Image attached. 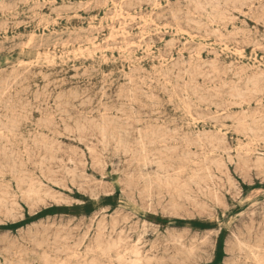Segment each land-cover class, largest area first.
Masks as SVG:
<instances>
[{"label":"rangeland","instance_id":"obj_1","mask_svg":"<svg viewBox=\"0 0 264 264\" xmlns=\"http://www.w3.org/2000/svg\"><path fill=\"white\" fill-rule=\"evenodd\" d=\"M216 1L0 0V264H264V0Z\"/></svg>","mask_w":264,"mask_h":264},{"label":"bare ground","instance_id":"obj_2","mask_svg":"<svg viewBox=\"0 0 264 264\" xmlns=\"http://www.w3.org/2000/svg\"><path fill=\"white\" fill-rule=\"evenodd\" d=\"M42 1H43V0H42ZM119 1H120V0H119ZM153 1H154V0H153ZM192 1H194V0H192ZM215 1H216V0H215ZM219 1H220V0H219ZM228 1H230V0H228ZM251 1H252V0H251ZM149 2H150V1H149ZM189 2H191V1H189ZM196 2H197V1H196ZM224 2H226V1H224ZM248 2H249V1H248ZM33 3H34V2H33ZM69 3H70V2H69ZM212 3H213V2H212ZM215 3H217V1H216ZM218 3H219V2H218ZM249 3H251V2H249ZM249 3H248V4H249ZM28 4H29V3H28ZM226 4H227V3H226ZM107 5H108V4H107ZM200 5H201V4H200ZM224 5H225V4H224ZM224 5H223V7H225ZM117 6H118V5H117ZM155 6H156V5H155ZM155 6H154V8H156ZM206 6H207V5H206ZM216 6H217V4H216ZM239 6H240V4H239ZM253 6H254V5H253ZM253 6H251V7H253ZM119 7H121V6H119ZM198 7H199V6H198ZM200 7H201V6H200ZM200 7H199V8H200ZM244 7H245V6H244ZM227 8H228V7H227ZM116 9H117V8H116ZM200 9H202V8H200ZM214 10H216V9H214ZM248 10H249V9H248ZM49 11H50V10H49ZM116 11H117V10H116ZM202 11H204V10H202ZM211 11H212V10H211ZM196 12H197V11H196ZM226 12H227V11H226ZM234 12H235V11H234ZM238 12H239V11H238ZM116 13H117V12H116ZM197 13H198V12H197ZM227 13H228V12H227ZM239 13H240V12H239ZM243 14H244V13H243ZM245 14H246V13H245ZM245 14H244V15H245ZM197 15H198V14H197ZM240 15H241V14H240ZM187 16H188V15H187ZM75 17H76V15H75ZM113 17H114V16H113ZM113 17H112V18H113ZM173 17H174V16H173ZM173 17H172V18H173ZM239 17H240V16H239ZM41 18H42V17H41ZM117 18H119V15L117 16ZM142 18H143V17H142ZM197 18H198V17H197ZM211 18H212V17H211ZM110 19H111V18H110ZM114 19H115V18H114ZM137 19L139 20L140 18H137ZM157 19H158V18H157ZM209 19H210V18H209ZM112 20H113V19H111V21H112ZM131 20H132V19H131ZM134 20H135V19H134ZM210 20H211V19H210ZM212 20H213V18H212ZM142 21H145V20L142 19ZM213 21H214V20H213ZM260 21H261V20H260ZM133 22H134V21H133ZM220 22H221V20H220ZM144 23H145V22H144ZM191 23H192V22H191ZM212 23H214V22H212ZM5 24H6V23H5ZM55 24H56V23H55ZM100 24H101V23H100ZM262 24H263V23H262ZM38 25H39V23H38ZM119 25H120V24H119ZM194 25H196V24H194ZM214 25H215V24H214ZM99 26H100V25H99ZM163 26H164V25H163ZM163 26H162V27H163ZM215 26H216V25H215ZM15 27H16V26H15ZM211 27H213V26H211ZM46 28H47V27H46ZM119 28H120V26H119ZM165 28H166V27H165ZM171 28H172V27H171ZM113 29H114V28H113ZM43 30H44V28H43ZM111 30H112V28H111ZM215 30H217V29H215ZM176 31H177V30H176ZM180 31H181V30H180ZM204 31H205V30H204ZM225 31H226V30H225ZM239 31H240V30H239ZM116 32H117V31H116ZM121 32H122V31H121ZM140 32H141V31H140ZM157 32H158V31H157ZM167 32H168V31H167ZM198 32H199V31H198ZM111 33H112V32H111ZM211 33H212V32H211ZM211 33H210V34H211ZM208 34H209V32H208ZM216 34H217V32H216ZM229 34H230V33H229ZM211 35H212V34H211ZM214 35H215V33H214ZM217 35H218V34H217ZM29 36H30V35H29ZM31 36H32V34H31ZM31 36H30V37H31ZM33 36H34V35H33ZM36 36H37V35H36ZM110 36H111V34H110ZM3 37H4V36H3ZM220 37H221V36H220ZM5 38H6V37H5ZM6 39H7V38H6ZM30 39H31V38H30ZM33 39H34V37H33ZM107 40H108V38H107ZM222 40H223V39H222ZM103 42H104V41H103ZM139 42H140V41H139ZM151 42H152V41H151ZM152 43H153V42H152ZM30 44H32V43H30ZM92 44H93V43H92ZM98 44H100V43H98ZM171 44H172V43H171ZM29 46H30V45H29ZM68 46H69V45H68ZM94 46H96V45H94ZM135 46H136V45H135ZM27 47H28V45H27ZM88 47H89V46H88ZM62 48H63V46H62ZM65 48H66V47H65ZM81 48H82V46H81ZM81 48H80V50H81ZM111 48H112V47H111ZM141 48H142V46H141ZM78 49H79V48H78ZM86 49H87V47H86ZM86 49H85V51H86ZM58 50H59V49H58ZM87 50H88V49H87ZM158 50H159V49H158ZM144 51H145V50H144ZM235 51H236V50H235ZM39 52H40V51H39ZM43 52H45V51H43ZM69 52H70V51H69ZM69 52H67V53H69ZM79 52H80V51H79ZM81 52H82V50H81ZM81 52H80V53H81ZM242 52H243V51H242ZM45 53H46V52H45ZM89 53H90V51H89ZM89 53H88V54H89ZM94 53H95V52H94ZM145 53H146V52H145ZM213 53H214V52H213ZM38 54H39V53H38ZM42 54H43V53H42ZM48 54H49V53H48ZM59 54H60V53H59ZM72 55H73V54H72ZM75 55L77 56L76 52H75ZM118 55H119V54H118ZM39 56H40V55H39ZM61 56H62V55H61ZM61 56H60V57H61ZM66 56H67V55H66ZM80 56H81V55H80ZM83 56H84V55H83ZM83 56H81V57H83ZM90 56H91V55H89V58H91ZM112 56H113V54H112ZM191 56H193V55H191ZM191 56H189V57H191ZM44 57H46V56H44ZM49 57H50V56H49ZM49 57H48V59H49ZM53 57H54V56H52V59H53ZM63 57H64V56H63ZM73 57H74V56H73ZM78 57H79V56H78ZM160 57H161V56H160ZM54 58H56V57H54ZM191 58H192V57H191ZM214 58H215V57H214ZM92 59H93V58H92ZM187 59H188V57H187ZM40 60H41V59H40ZM60 60H61V59H60ZM68 60H69V59H68ZM165 60H167V59H165ZM171 60H172V58H171ZM36 61H37V60H36ZM43 61H44V59H43ZM46 61H47V60H46ZM48 61H49V60H48ZM48 61L46 62L47 64H49L51 60L49 61V63H48ZM61 61H62V60H61ZM114 61H115V60H114ZM191 61H193V60H191ZM32 62H34V61H32ZM44 62H45V61H44ZM52 62H54V60H53ZM55 62H56V61H55ZM165 62H166V61H165ZM184 62H185V60H184ZM20 63H21V62H20ZM25 63H27V62H25ZM25 63H24V65H25ZM28 63H29V62H28ZM104 63H105V61H104ZM185 63H186V62H185ZM22 64H23V63H22ZM50 64H52V63H50ZM50 64H49V65H50ZM53 64H54V63H53ZM131 64H132V63H131ZM137 64H138V63H137ZM217 64H218V63H217ZM20 65H21V64H20ZM206 65H208L207 62H206ZM210 65H211V64H210ZM230 65H232V64H230ZM230 65H229V66H230ZM31 66H33V63L31 64ZM35 66H36V65H35ZM130 66H131V65H130ZM132 66H133V65H132ZM203 66H205V65H203ZM127 67H128V66H127ZM187 67H189V66H187ZM223 68H224V67H223ZM226 68H227V67H226ZM226 68H224V69H226ZM232 68H233V67H232ZM227 70H228V69H227ZM30 71H31V70H30ZM124 72H125V71H124ZM159 72H160V71H159ZM184 72H185V71H184ZM10 73H12V72H10ZM157 73H158V72H157ZM12 74H13V73H12ZM159 74H160V73H159ZM10 75H11V74H10ZM160 75H161V74H160ZM172 75H173V74H172ZM185 75H186V74H185ZM190 75H191V74H190ZM187 76H188V75H187ZM208 76H209V75H208ZM10 77H11V76H10ZM12 78H13V76H12ZM163 78H164V77H163ZM9 79H11V78H9ZM6 80H7V79H6ZM58 80H59V79H58ZM152 80H153V79H152ZM249 80H250V79H249ZM2 81H3V80H2ZM2 81H1V82H2ZM104 81H105V80H104ZM252 81H253V80H252ZM10 82H11V81H10ZM250 82H251V80H250ZM130 83H131V81H130ZM222 83H223V82H222ZM103 84H104V83H103ZM239 84H240V81H239ZM255 84H256V83H255ZM192 85H193V84H192ZM219 85H220V84H219ZM235 85H236V84H235ZM253 85H254V84H253ZM256 85H257V84H256ZM254 86H255V85H254ZM5 87H6V85H5ZM197 87H198V86H197ZM219 87H220V86H219ZM234 87H235V86H234ZM188 88H189V87H188ZM198 88H199V87H198ZM220 88H221V87H220ZM106 90H107V89H106ZM233 90H234V89H233ZM236 90H237V89H236ZM11 91H12V90H11ZM102 91H104V90H102ZM184 92H185V91H184ZM195 92H196V91H195ZM236 92H237V91H236ZM201 93H202V92H201ZM237 93H239V92H237ZM252 93H253V92H252ZM254 93L256 94V92H254ZM195 95H196V94H195ZM217 95H218V94H217ZM239 95H241V94H239ZM232 96H233V95H232ZM237 96H238V95H237ZM105 97H106V96H105ZM105 97H104V99H105ZM113 97H114V96H113ZM206 97H207V96H206ZM235 97H236V96H235ZM240 97H242V96H240ZM185 98H186V97H185ZM187 98H188V97H187ZM216 98H217V97H216ZM237 98H239V97H237ZM237 98H236V99H237ZM244 98H245V97H244ZM102 99H103V98H102ZM105 100H106V99H105ZM168 100H169V99H168ZM201 100H202V99H201ZM6 101H8V100H6ZM10 102H11V101H10ZM150 102H151V101H150ZM181 102H182V101H181ZM202 102H203V101H202ZM8 103H9V102H8ZM151 103H152V102H151ZM4 104H5V102H4ZM6 104H7V103H6ZM14 104H15V103H14ZM66 104H67V103H66ZM158 104H159V103H158ZM164 104H165V103H164ZM0 107H2V106H0ZM4 107H6V106H4ZM16 107H17V106H16ZM10 108H11V107H10ZM101 108H102V110H103V107H101ZM129 108H130V107H129ZM132 108H133V107H132ZM7 109H8V105H7ZM22 109H23V108H22ZM70 109H71V108H70ZM188 109H189V108H188ZM73 110H74V109H73ZM62 111H63V110H62ZM6 112H7V111H6ZM164 112H165V111H164ZM188 112H190V111H188ZM216 112H217V111H216ZM80 113H81V112H80ZM102 113H103V112H101V114H102ZM107 113H108V112H107ZM222 113H224V112H222ZM1 114H2V113H1ZM68 114H70V113H68ZM220 114H221V113H220ZM65 115H66V114H65ZM81 115H83V113H82ZM115 115H116V114H115ZM146 115H147V114H146ZM146 115H145V116H146ZM7 116H8V115H7ZM69 116H70V115H69ZM69 116H68V117H69ZM86 116H87V115H86ZM91 116H92V115H91ZM100 116H101V115H100ZM52 117H55V116H52ZM10 118H11V117H10ZM147 118H148V116H147ZM211 118H212V117H211ZM211 118H210V119H211ZM71 119H72V118H71ZM71 119H70V121H71ZM82 119H83V118H82ZM139 119H140V118H139ZM229 119H230V118H229ZM248 119H249V118H248ZM2 120H3V119H2ZM92 120H93V119H92ZM180 120H181V119H180ZM3 121H4V120H3ZM83 121H85V120H83ZM161 121H162V120H161ZM197 121H198V120H197ZM213 121H214V120H213ZM8 122H9V121H8ZM100 122H101V121H100ZM119 122H121V121H119ZM125 122H126V121H125ZM127 122H128V121H127ZM17 123H18V122H17ZM89 123H90V122H89ZM103 123H104V122H103ZM103 123H102V125H103ZM10 124H11V123H10ZM192 124H193V123H192ZM249 124H250V123H249ZM0 127H1V126H0ZM10 127H11V126H10ZM14 127H15V126H14ZM66 127H67V126H66ZM85 127H86V126H85ZM85 127H84V128H85ZM214 127H215V126H214ZM226 127H227V126H226ZM78 128H79V127H78ZM102 128H103V127H102ZM104 128H105V127H104ZM3 129H4V128H3ZM65 129H66V128H65ZM100 129H101V128H100ZM138 129H139V128H138ZM174 129H175V128H174ZM174 129H172V130H174ZM13 130H14V129H13ZM13 130H12V131H13ZM101 130L103 131V129H101ZM117 130H118V129H117ZM181 130H182V129H181ZM202 130H203V129H202ZM219 130H221V129H219ZM248 130H249V129H248ZM253 130H254V129H253ZM253 130L250 129L249 132H252ZM194 131H195V130H194ZM78 132H79V131H78ZM87 132H88V131H87ZM104 132H105V131H104ZM128 132H129V131H128ZM128 132H127V133H128ZM135 132H136V131H135ZM146 132H147V131H146ZM180 132H181V131H180ZM219 132H220V131H219ZM244 132H245V131H244ZM1 133H2V132H1ZM10 133H11V132H10ZM10 133H9V134H10ZM153 133H154V131H153ZM259 133H260V132H259ZM2 134H4V133H2ZM102 134H103V133H102ZM105 134H106V133H105ZM119 134H120V132H119ZM157 134H158V133H157ZM123 135H124V134H123ZM150 135H151V133H150ZM153 135H154V134H153ZM153 135H152V136H153ZM196 135H197V134H196ZM11 136H12V135H11ZM105 136H106V135H104V138H105ZM201 136H202V134H201ZM255 136H256V135H255ZM1 137H2V136H1ZM41 137H42V136H41ZM111 137H112V136H111ZM127 137H128V136H127ZM144 137H145V136H144ZM256 137H257V136H256ZM8 138H11V137H8ZM106 138H108V137L106 136ZM121 138H122V137H121ZM165 138H166V137H165ZM69 139H70V138H69ZM138 139H139V137H138ZM144 139H146V138H144ZM161 139H162V138H161ZM102 140L104 141V139H102ZM146 140H147V139H146ZM168 140H171V139H168ZM185 140H186V139H185ZM13 141H15V140H13ZM13 141H12V143H13ZM122 141H123V140H122ZM140 141H141V139H140ZM149 141H151V140H149ZM149 141H148V142H149ZM163 141H164V140H163ZM177 141H178V140H177ZM127 142H128V141H127ZM152 142H154V141H152ZM196 142H197V141H196ZM217 142H218V141H217ZM222 142H223V141H222ZM224 142H225V141H224ZM262 142H263V141H262ZM15 143H16V142H15ZM57 143H58V142H57ZM120 143H121V141H120ZM141 143H142V142H141ZM175 143H176V142H175ZM108 144H109V143H108ZM126 144H128V143H126ZM139 144H140V143H139ZM143 144L146 145L145 143H143ZM152 144H153V143H152ZM188 144H189V143H188ZM190 144H191V143H190ZM210 144H211V143H209V145H210ZM2 145H3V144H2ZM10 145H11V144H10ZM33 145H34V144H33ZM51 145H52V144H51ZM103 145H104V144H103ZM119 145H120V144H119ZM136 145H138V144H136ZM141 145H142V144H140V146H141ZM149 145H151V144H149ZM154 145H155V144H154ZM164 145H165V144H164ZM7 146H8V145H7ZM46 146H47V144H46ZM132 146H133V145H132ZM147 146H148V145H147ZM165 146H167V145H165ZM212 146H213V145H212ZM11 147H12V146H11ZM16 147H17V146H16ZM124 147H126V146H124ZM238 147H239V146H238ZM247 147H249V146H247ZM12 148H13V147H12ZM28 148H29V146H28ZM129 148H130V147H129ZM240 148H242V147H240ZM7 149H8V148H7ZM125 149H126V148H125ZM127 149H128V148H127ZM127 149H126V150H127ZM142 149H143V148H142ZM142 149H141V150H142ZM144 149H145V147H144ZM172 149H173V148H172ZM187 149H188V148H187ZM189 149H190V148H189ZM195 149H196V148H195ZM215 149H216V148H215ZM222 149H223V148H222ZM242 149H243V148H242ZM242 149H241V150H242ZM8 150H9V149H8ZM11 150H12V149H11ZM58 150H59V149H58ZM131 150H132V149H131ZM167 150H171V149H168V148H167ZM173 150H174V149H173ZM216 150H218V149H216ZM22 151H23V150H22ZM164 151H166V150H164ZM7 152H8V151H7ZM125 152H127V151H125ZM167 152H168V151H167ZM211 152H213V151H211ZM211 152H210V153H211ZM219 152H220V151H219ZM241 152H242V151H241ZM12 153H13V152H11V154H12ZM138 153H140V151H139ZM144 153H145V150H144ZM235 153H236V152H235ZM239 153H240V152H239ZM246 153H247V152H246ZM258 153H259V152H258ZM146 154H147V151H146ZM149 154L151 155V153H149ZM187 154H188V153H187ZM187 154H186V155H187ZM226 154H227V153H226ZM261 154H262V152H261ZM263 154H264V153H263ZM16 155H17V154H16ZM131 155H134V154L132 153ZM142 155H143V152H142ZM190 155H194V154H190ZM195 155H196V154H195ZM146 156H147V155H146ZM228 156H230V155L228 154ZM0 157H1V156H0ZM12 157H13V155H12ZM105 157H106V156H105ZM153 157H154V156H153ZM155 157H156V156H155ZM184 157H185V156H184ZM187 157H188V156H187ZM194 157H195V156H194ZM226 157H227V156H226ZM247 157H248V156H247ZM247 157H246V158H247ZM43 158H44L43 161H44L45 159L47 160V158H45V157H43ZM133 158H134V156H133ZM146 158H148V157H145V160H147ZM170 158H171V157H170ZM185 158H186V157H185ZM4 159H5V158H4ZM8 159H10V158H8ZM41 159H42V157H41ZM154 159H155V158H154ZM226 159H227V158H226ZM255 159H256V158H255ZM257 159L259 160L260 157L257 158ZM49 160H50V159H49ZM49 160H48L47 162H49ZM53 160H54V159H53ZM236 160H237V159H236ZM2 161H3V160H2ZM134 161H135V160H134ZM157 161H158V160H156V162H157ZM213 161H215V160H213ZM233 161H234V160H233ZM262 161H263V160H262ZM12 162H13V160H12ZM12 162H11V163H12ZM45 162H46V161H45ZM71 162H72V161H71ZM104 162H105V161H104ZM137 162H138V161H137ZM143 162H145V161H142V164H143ZM148 162H149V161H148ZM171 162H172V161H171ZM218 162H219V161H218ZM245 162H246V160H245ZM117 163H118V162H117ZM120 163H121V162H120ZM120 163H118V164H120ZM132 163H133V162H132ZM14 164H15V163H13V165H14ZM48 164H49V163H48ZM99 164H100V163H99ZM149 164H150V163H149ZM214 164L217 165L216 163H214ZM219 164H220V163H219ZM223 164H224V163H223ZM15 165H16V164H15ZM63 165H64V164H63ZM116 165H117V164H116ZM145 165H146V164H145ZM160 165H161V164H160ZM194 165H195V164H194ZM100 166H102V165H100ZM117 166H118V165H117ZM143 166H144V165H143ZM150 166H151V164H150ZM153 166H154V163H153ZM168 166H169V165H168ZM218 166H219V165H218ZM220 166H222V164H220ZM1 167H2V166H1ZM47 167H48V166H47ZM161 167H162V166H161ZM261 167H263V165H262ZM67 168H69V167H67ZM157 168H159V167H157ZM171 168H172V167H171ZM179 168H180V167H179ZM215 168H216V167H215ZM221 168L223 169V167H221ZM245 168H246V166H245ZM15 169H16V168H15ZM61 169H62V168H61ZM117 169H118V168H117ZM123 169H124V168H123ZM180 169H181V168H180ZM196 169H197V168H196ZM202 169H203V168H202ZM216 169H217V168H216ZM216 169H215V170H216ZM248 169H249V168H248ZM12 170H14V169H12ZM161 170H163V169H161ZM182 170H183V169H182ZM185 170H187V169H185ZM194 170H195V169H194ZM217 170H218V169H217ZM177 171H178V170H177ZM179 171H180V170H179ZM179 171H178V172H179ZM209 171H210V170H209ZM260 171H262L261 168H260ZM260 171H259V172H260ZM163 172H164V171H163ZM190 172H191V171H190ZM15 173H16V172H15ZM82 173H83V172H82ZM155 173H157V172H155ZM179 173H180V172H179ZM179 173L176 172V174H179ZM187 173H188V172H187ZM260 173H261V172H260ZM262 173H263V172H262ZM17 174H18V173H17ZM54 174H55V173H54ZM167 174H168V172H167ZM183 174H184V173H183ZM15 175H16V174H15ZM157 175H158V174H157ZM157 175H156V176H157ZM161 175H162V174H161ZM161 175H160V176H161ZM191 175H192V174H191ZM124 176H125V175H124ZM192 176H193V175H192ZM192 176H190L189 178H191ZM207 176H209V175H207ZM210 176H211V175H210ZM210 176H209V177H210ZM212 176H213V175H212ZM41 177H42V176H41ZM68 177H69V176H68ZM102 177H103V176H102ZM141 177H142V175H141ZM193 177H194V176H193ZM193 177H192V178H193ZM213 177H214V176H213ZM12 178H13V177H12ZM43 178H44V177H43ZM142 178H143V177H142ZM144 178H145V177H144ZM154 178H155V177H154ZM163 178H164V176H163ZM168 178H169V177H168ZM202 178H203V177H202ZM28 179H29V178H28ZM49 179H50V178H49ZM51 179H52V178H51ZM83 179H84V178H83ZM85 179H86V178H85ZM124 179H125V178H124ZM157 179H158V178H157ZM11 180H12V179H11ZM22 180H23V179H22ZM86 180H88V178H87ZM185 180H186V179H185ZM192 180L194 181L195 178L192 179ZM230 180H231V179H230ZM20 181H21V180H20ZM88 181H89V180H88ZM165 181H167V180H165ZM165 181H164V182H165ZM193 181L190 180V182L194 183ZM47 182H48V181H47ZM79 182H80V181H79ZM85 182H86V181H85ZM89 182H90V181H89ZM156 182H157V180H156ZM158 182H159V180H158ZM196 182H197V181H196ZM229 182H230V181H229ZM17 183H18V182H17ZM21 183H22V182H21ZM32 183L34 184V182H32ZM39 183H40V182H39ZM101 183H102V182H101ZM124 183H125V182H124ZM152 183H153V182H152ZM154 183H155V182H154ZM154 183H153V184H154ZM15 184H16V183H15ZM37 184H38V183H37ZM80 184H81V183H80ZM87 184H88V183H87ZM128 184H129V183H128ZM158 184H159V183H158ZM160 184H161V183H160ZM183 184H184V183H183ZM197 184H198V183H197ZM44 185H45V184H44ZM82 185H84V184L82 183ZM85 185H86V184H85ZM151 185H152V184H151ZM155 185H156V184H155ZM184 185H185V184H184ZM187 185H189V184L187 183ZM195 185H196V184H195ZM232 185H233V184H232ZM23 186H25V185H23ZM73 186H74V185H73ZM86 186H87V185H86ZM126 186H127V185H126ZM128 186L131 187V185H128ZM158 186H159V185H158ZM158 186H157V187H158ZM182 186H183V185H182ZM185 186H186V185H185ZM198 186H199V185H198ZM205 186H206V185H205ZM28 187H29V186H28ZM168 187H169V186H168ZM195 187H196V186H195ZM199 187H200V186H199ZM233 187H235V186H233ZM236 187H237V186H236ZM62 188H63V187H62ZM128 188H129V187H128ZM128 188H127V189H128ZM147 188H148V187H147ZM158 188H159V187H158ZM184 188H185V187H184ZM18 189H19V188H18ZM80 189H82V188H80ZM159 189H160V188H159ZM234 189H235V188H234ZM3 190H4V189H3ZM84 190H85V189H84ZM129 190L131 191V188H129ZM190 190H191V189H190ZM203 190H205V189H203ZM23 191H24V190H23ZM29 191H30V190H29ZM31 191H32V190H31ZM34 191H35V190H34ZM50 191H51V190H50ZM90 191H91V190H90ZM123 191H124V190H123ZM130 191H129V192H130ZM21 192H22V191H21ZM126 192H127V191H126ZM137 192H138V191H137ZM163 192H164V191H163ZM25 193H27V192H25ZM25 193H24V195L26 196ZM48 193H49V191H48ZM91 193H92V192H91ZM123 193H125V192H123ZM130 193H131V192H130ZM130 193H129V194H130ZM141 193H143V191H142ZM160 193H161V192H160ZM28 194H30V195L32 196L33 193H32V194H31V193H28ZM41 194H42V193H41ZM129 194H128V195H129ZM191 194H192V193H191ZM22 195H23V194H22ZM30 195H29V196H30ZM36 195H37V194H36ZM53 195H54V194H53ZM149 195H150V194H149ZM167 195H168V194H167ZM8 196H9V195H8ZM48 196H49V194L47 195V197H48ZM61 196H62V195H61ZM126 196H127V195H126ZM138 196H139V195H138ZM138 196H137V197H138ZM141 196H142V195H141ZM161 196H162V195H161ZM45 197H46V194H45ZM164 197H165V196H164ZM189 197H190V196H189ZM191 197H192V196H191ZM215 197H216V195H215ZM27 198H28V197H27ZM29 198H30V197H29ZM50 198H52L51 194H50ZM53 198H55V195H54ZM128 198H129V197H128ZM147 198H148V197H147ZM147 198H146V199H147ZM172 198H173V197H172ZM185 198H186V197H185ZM187 198H188V197H187ZM0 199H1V198H0ZM57 199H59V198H57ZM132 199H133V198H132ZM144 199H145V198H144ZM146 199H145V200H146ZM148 199H150V198H148ZM189 199H190V198H189ZM216 199H217V198H216ZM54 200H55V199H54ZM128 200H129V199H128ZM168 200H169V199H168ZM173 200H174V199H173ZM173 200H171V201H173ZM26 201H27V200H26ZM31 201H32V199H31ZM133 201H135V200L133 199ZM147 201H148V200H147ZM35 202H36V201H35ZM35 202H34V203H35ZM143 202H144V201H143ZM150 202H151V201H150ZM133 203H135V202H133ZM145 203H146V202H144V204H145ZM152 203H153V202H152ZM168 203H169V202H168ZM174 203H175V201H174ZM177 203H178V202H177ZM186 203H187V202H186ZM9 204H10V203H9ZM1 205H2V204H1ZM3 205H4V204H3ZM10 205H11V204H10ZM146 205H147V204H146ZM171 205H172V204H171ZM188 205H189V204H188ZM196 205H197V204H196ZM32 206H33V205H32ZM224 206H225V205H224ZM258 206H259V205H258ZM149 207H150V204H149ZM171 207H172V206H171ZM176 207H177V206H176ZM225 207H226V206H225ZM7 208H8V206H7ZM169 208H170V207H169ZM173 210H174V209H173ZM250 213H251V212H250ZM253 213H254V212H253ZM253 213H251V214H253ZM115 214H116V213H115ZM246 215H247V214H246ZM104 217H105V216H104ZM252 218H253V217H252ZM103 219H104V218H103ZM127 220H128V219H127ZM100 222H101V221H100ZM262 222H263V221H262ZM252 223H253V222H252ZM113 224H114V223H113ZM40 225H41V223H40ZM51 225H52V224H51ZM68 225H69V224H68ZM244 225H245V224H244ZM58 226H59V225H58ZM62 226H63V225H62ZM115 226H116V225H115ZM234 226H235V225H234ZM52 227H53V226H52ZM41 228H42V227H41ZM102 228H103V226H102ZM113 228H114V227H113ZM238 228H239V227H238ZM238 228H237V229H238ZM44 229H45V227H44ZM49 229H50V228H49ZM239 229H240V228H239ZM55 230H56V229H55ZM143 230H144V228H143ZM244 230H245V228H244ZM27 231H28V230H27ZM29 231H31V230H29ZM29 231H28V232H29ZM114 231H115V228H114ZM122 231H124V230H122ZM128 231H129V230H128ZM232 231H233V230H232ZM250 231H251V230H250ZM45 232H46V231H45ZM143 232H144V231H143ZM35 233H36V232H35ZM55 233H56V232H55ZM60 233H61V232H60ZM87 233H88V232H87ZM121 233H122V232H121ZM46 234H47V233H46ZM83 234H84V233H83ZM113 234H114V233H113ZM122 234H123V233H122ZM29 235H31V233H29ZM56 235H57V234H56ZM56 235H55V236H56ZM69 235H70V234H69ZM84 235H85V234H84ZM87 235H88V234H87ZM231 235H232V234H231ZM238 235H240V234H238ZM32 236H33V235H32ZM32 236H31V237H32ZM49 236H50V235H49ZM142 236H143V235H142ZM234 236H235V235H234ZM234 236H233V237H234ZM250 236H251V235H250ZM34 237H35V236H34ZM36 237H37V235H36ZM36 237H35V238H36ZM50 237H51V236H50ZM58 237H60V236H58ZM58 237H55V238H56V239H59ZM63 237H65V236H63ZM98 237H99V236H98ZM98 237H96V238H98ZM109 237H110V236H109ZM109 237H108V238H109ZM140 237H141V236H140ZM143 237H144V236H143ZM5 238H6V237H5ZM53 238H54V237H53ZM110 238H112V236H111ZM110 238H109V239H110ZM234 238H235V237H234ZM234 238H233V240H234ZM236 238H237V237H236ZM109 239H108V240H109ZM142 239H143V238H142ZM204 239H205V238H204ZM32 240H34V238H33V239H30V241H32ZM77 240H78V239H77ZM97 240H98V239H97ZM97 240H96V241H97ZM128 240H129V239H128ZM128 240H127V241H128ZM138 240H139V239H138ZM181 240H182V239H181ZM236 240H237V239H236ZM250 240H251V239H250ZM255 240H256V239H255ZM261 240H262V239H261ZM7 241H8V240H7ZM34 241H35V240H34ZM34 241H32V242H34ZM62 241H63V238H62ZM66 241H67V240H66ZM66 241H65V242H66ZM84 241H85V239H84ZM119 241H121V240H119ZM136 241H137V240H136ZM257 241H258V240H257ZM50 242H51V241H50ZM98 242H99V241H98ZM112 242H113V241H112ZM138 242H140V241H138ZM27 243H28V242H27ZM37 243H38V242H37ZM40 243H41V242H40ZM40 243H38V244H39L38 246H40V245L42 244V243H41V244H40ZM55 243H56V242H55ZM73 243H74V242H73ZM96 243H97V242H96ZM113 243H114V242H113ZM135 243H136V242H135ZM175 243L177 244V242H175ZM240 243H241V242H240ZM255 243H256V242H255ZM35 244H36V243H35ZM45 244H46V243H45ZM56 244H57V243H56ZM97 244L100 245L99 243H97ZM101 244H102V243H101ZM232 244H233V243H232ZM242 244H243V243H242ZM259 244H260V243H257V246H258ZM261 244H262V243H261ZM98 245H97V246H98ZM118 245H119V244H117V246H118ZM177 245H180V244L178 243ZM237 245H238V243H237ZM43 246H44V245H43ZM76 246H77V245H76ZM76 246H75V247H76ZM115 246H116V245H115ZM244 246H245V245H244ZM41 247H42V245H41ZM65 247H66V245H65ZM72 247H73V246H72ZM111 247L113 248L114 245L111 246ZM111 247H110V248H111ZM183 247H184V246H183ZM76 248H77V247H76ZM100 248H101V247H100ZM110 248L107 247L106 249H107V250H108V249L110 250ZM138 248H139V247H138ZM150 248H151V247H150ZM236 248H237V247H236ZM246 248H248V245L246 246ZM250 248H251V247H250ZM260 248H261V247H259V249H260ZM263 248H264V247H263ZM263 248H262V249H263ZM6 249H7V248H6ZM60 249H61V248H60ZM60 249H59V250H60ZM63 249H64V247H63ZM113 249H115V248H113ZM182 249H183V248H182ZM229 249H230V248H229ZM233 249H234V248H233ZM233 249H232V247H231L230 250L233 251ZM252 249H253V248H252ZM252 249H251V250H252ZM255 249H256V247H255ZM257 249H258V248H257ZM8 250H9V249H8ZM75 250H76V249H75ZM136 250H137V249H136ZM136 250H135V251H136ZM236 250H237V249H236ZM246 250H247V249H246ZM248 250H249V249H248ZM55 251H57V250H55ZM65 251H66V250H65ZM69 251H70V250H68V252H69ZM72 251H73V250H72ZM90 251H91V249H90ZM98 251H100V250H98ZM110 251H112V250H110ZM182 251H183V250H182ZM234 251H235V250H234ZM234 251H233V252H234ZM256 251H257V250H256ZM258 251H259V250H258ZM7 252H8V251H7ZM7 252H6V253H7ZM13 252H14V251H13ZM18 252H19V251H18ZM26 252H27V251H26ZM129 252H130V251H129ZM239 252H241V251H239ZM263 252H264V251H263ZM44 253H45V252H44ZM65 253H66V252H65ZM99 253H101V251H100ZM102 253H103V251H102ZM124 253H126V251H125ZM139 253H140V252H139ZM139 253H138V254H139ZM230 253H231V252H230ZM247 253H248V251H247ZM258 253H259V252H258ZM13 254H14V253H13ZM19 254H20V253H19ZM63 254H64V253H63ZM93 254H94V252H93ZM138 254L136 253V255H138ZM191 254H192V252H191ZM232 254H234V253H232ZM235 254H236V252H235ZM252 254H253V252H252ZM42 255H43V254H42ZM104 255H105V254H104ZM140 255H141V254H140ZM246 255H247V254H245V256H246ZM249 255H250V257L252 256L251 254H249ZM14 256H15V254H14ZM16 256H17V255H16ZM46 256H47V255H45L44 257H46ZM153 256H154V255H153ZM162 256H163V255H162ZM177 256H178V255H177ZM180 256H182V255H180ZM231 256H232V255H231ZM237 256H238V255H237ZM240 256H241V254H240ZM247 256H248V255H247ZM256 256H257V255H256ZM42 257H43V256H42ZM48 257H49V256H48ZM68 257L70 258L71 256H68ZM133 257H134V256H133ZM137 257H138V256H137ZM144 257H145V255H144ZM232 257H233V256H232ZM248 257H249V256H248ZM17 258H18V257H17ZM19 258H20V260H21L22 257H19ZM46 258H47V257H46ZM72 258H73V257H72ZM119 258L121 259L120 256H119ZM148 258H149V257H148ZM178 258H179V257H178ZM234 258H235V257H234ZM252 258H253V257H252ZM4 259H5V258H4ZM44 259H45V258H44ZM49 259H51V258H49ZM76 259H78V258L76 257ZM120 259L117 258V260H120ZM143 259H144V258H143ZM168 259H169V258H168ZM180 259H181V258H180ZM180 259H179V260H180ZM229 259H230V258H229ZM247 259H248V258H246V260H247ZM255 259H256V258H255ZM255 259H254V260H255ZM12 260H13V259H12ZM45 260H48V259H45ZM58 260H59V259H58ZM82 260H83V259H82ZM124 260H125V259H124ZM230 260H231V259H230ZM235 260H236V259H235ZM243 260H244V259H243ZM128 261H129V260H128ZM128 261L126 260V262H128ZM131 261H132V260H131ZM133 261H134V260H133ZM133 261H132V262H133ZM135 261H136V260H135ZM147 261H149V259H148ZM162 261H163V260H161V262H162ZM236 261H237V260H236ZM247 261H248V260H247ZM257 261H258V260H257ZM263 261H264V260H263ZM5 262H6V261H5ZM5 262H4V263H5ZM9 262H10V261H9ZM19 262H20V261H19ZM21 262H22V261H21ZM45 262H46V261H45ZM66 262H67V260H66ZM89 262H91V261H89ZM118 262H122V261H118ZM129 262H130V261H129ZM145 262H146V261H145ZM227 262H228V260H227ZM238 262H239V261H238ZM14 263H15V262H14ZM47 263H48V262H47ZM64 263H65V261H64ZM139 263H140V262H139ZM139 263H138V264H139ZM175 263H176V262H175ZM228 263H229V262H228ZM234 263H235V261L233 262V264H234ZM241 263H242V262H241ZM245 263H246V262H245ZM249 263H251V262H249ZM249 263H248V264H249ZM257 263H258V262H257ZM257 263H256V264H257ZM261 263L263 264V262H261ZM9 264H10V263H9ZM12 264H13V263H12ZM23 264H24V263H23ZM130 264H131V263H130ZM133 264H134V263H133ZM135 264H137V261H136ZM231 264H232V263H231ZM237 264H238V263H237ZM242 264H243V263H242Z\"/></svg>","mask_w":264,"mask_h":264}]
</instances>
